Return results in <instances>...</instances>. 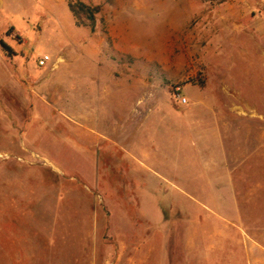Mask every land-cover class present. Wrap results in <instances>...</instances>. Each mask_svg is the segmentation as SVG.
Listing matches in <instances>:
<instances>
[{
	"label": "rangeland",
	"instance_id": "obj_1",
	"mask_svg": "<svg viewBox=\"0 0 264 264\" xmlns=\"http://www.w3.org/2000/svg\"><path fill=\"white\" fill-rule=\"evenodd\" d=\"M248 251L264 264V0H2L0 264Z\"/></svg>",
	"mask_w": 264,
	"mask_h": 264
},
{
	"label": "trees",
	"instance_id": "obj_2",
	"mask_svg": "<svg viewBox=\"0 0 264 264\" xmlns=\"http://www.w3.org/2000/svg\"><path fill=\"white\" fill-rule=\"evenodd\" d=\"M68 5L70 12L76 19V25L79 27H87L92 33H94L97 25V16L100 13V8L88 6L81 1L69 2ZM1 47L8 57L14 56V52L10 47L3 43H1ZM199 85H203V82H199Z\"/></svg>",
	"mask_w": 264,
	"mask_h": 264
},
{
	"label": "crops",
	"instance_id": "obj_3",
	"mask_svg": "<svg viewBox=\"0 0 264 264\" xmlns=\"http://www.w3.org/2000/svg\"><path fill=\"white\" fill-rule=\"evenodd\" d=\"M0 3H2V0H0ZM209 164H212L211 165L212 167L209 168V173L206 175L207 179L211 178V174H216V175L219 174V157L217 158V160H214V161L210 160ZM145 167L148 169L147 164L145 165ZM219 219L223 222V224H224V222L225 223L227 222V223H229V224H231L233 226H234V223H235V220H236L235 218H233V216H225V215H223L221 213H219ZM247 247L249 249V246H247ZM247 257H248L249 264H262V260L257 257V254L253 253V256H252V252L248 251L247 252ZM250 257H252L251 258L252 260H250Z\"/></svg>",
	"mask_w": 264,
	"mask_h": 264
},
{
	"label": "built area",
	"instance_id": "obj_4",
	"mask_svg": "<svg viewBox=\"0 0 264 264\" xmlns=\"http://www.w3.org/2000/svg\"><path fill=\"white\" fill-rule=\"evenodd\" d=\"M46 61H48V58H45V60L40 61V62H39V65H40L41 67L45 66ZM185 102H186V101L183 100V103H185Z\"/></svg>",
	"mask_w": 264,
	"mask_h": 264
}]
</instances>
